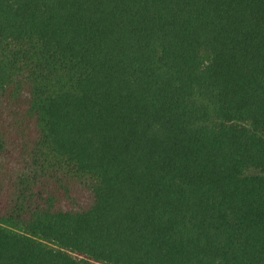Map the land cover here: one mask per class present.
I'll list each match as a JSON object with an SVG mask.
<instances>
[{
  "label": "trees",
  "instance_id": "16d2710c",
  "mask_svg": "<svg viewBox=\"0 0 264 264\" xmlns=\"http://www.w3.org/2000/svg\"><path fill=\"white\" fill-rule=\"evenodd\" d=\"M0 264H264V0H0Z\"/></svg>",
  "mask_w": 264,
  "mask_h": 264
}]
</instances>
